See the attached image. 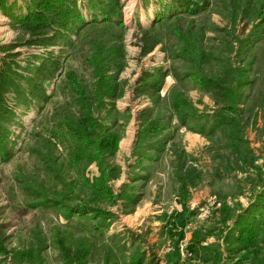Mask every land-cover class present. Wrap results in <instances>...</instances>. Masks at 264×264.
Here are the masks:
<instances>
[{
	"label": "rangeland",
	"instance_id": "obj_1",
	"mask_svg": "<svg viewBox=\"0 0 264 264\" xmlns=\"http://www.w3.org/2000/svg\"><path fill=\"white\" fill-rule=\"evenodd\" d=\"M247 1L0 0V264H264V17ZM110 46L98 104L90 57ZM73 79L90 140L115 137L91 159Z\"/></svg>",
	"mask_w": 264,
	"mask_h": 264
},
{
	"label": "trees",
	"instance_id": "obj_2",
	"mask_svg": "<svg viewBox=\"0 0 264 264\" xmlns=\"http://www.w3.org/2000/svg\"><path fill=\"white\" fill-rule=\"evenodd\" d=\"M250 4L257 7L256 16L263 19L264 0H250V1L248 0L245 4L246 8H248ZM186 43H187V40H185V44ZM111 48L112 46H110L109 48L102 47L100 49H95L92 52V55L90 57V64L92 65L94 69V74L97 77V82L95 83V88H94L95 90L94 99L95 101L97 100L98 104L101 101V100H98L100 94H104L103 96H107L111 98V97H114V94L116 91L115 86H111V84L109 83V79L106 76H104V70L106 68L105 62L109 60V56H110L109 53H110ZM192 48H193V43L192 44L188 43L187 47L185 46L182 48V52L192 56ZM72 81L74 82L73 91L77 93L78 100L81 103L80 110H79V113H81V115H80L79 123L77 122V120H73V118L71 117L70 118L71 124H69L68 126L71 129V131H73L74 134H76L79 137V141L84 142L85 144V147L81 148L80 151L76 150V152L80 156L89 157L91 159V157H94V156H92L93 154L90 153V148L94 149L96 154H102L103 151L113 147L115 143V137L112 134L111 136H109V138L107 137L108 139H102L100 137L101 139H99L97 145H95V142L90 140V135L94 132L93 130L90 129L89 125L93 122L94 118H92L91 113H90V107L87 104L88 100L84 93L85 90L80 86L78 82H75L74 79ZM182 105L183 104L181 101H177L173 104V107L177 110L178 112L177 115L179 116V118L183 119L186 117L187 114H182V115L180 114L179 107ZM73 123L75 125H72ZM78 124H82L83 127L85 126V128H83V130H80V129L76 130L75 127H77ZM137 261H139V259H137Z\"/></svg>",
	"mask_w": 264,
	"mask_h": 264
}]
</instances>
